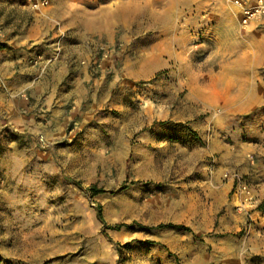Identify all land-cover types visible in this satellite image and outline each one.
<instances>
[{
  "label": "rangeland",
  "instance_id": "1",
  "mask_svg": "<svg viewBox=\"0 0 264 264\" xmlns=\"http://www.w3.org/2000/svg\"><path fill=\"white\" fill-rule=\"evenodd\" d=\"M44 1L0 0V264H264V30Z\"/></svg>",
  "mask_w": 264,
  "mask_h": 264
},
{
  "label": "built area",
  "instance_id": "2",
  "mask_svg": "<svg viewBox=\"0 0 264 264\" xmlns=\"http://www.w3.org/2000/svg\"><path fill=\"white\" fill-rule=\"evenodd\" d=\"M32 10L45 6L46 1L27 0ZM232 5L237 9L242 27H252L253 29L264 28V0H231Z\"/></svg>",
  "mask_w": 264,
  "mask_h": 264
},
{
  "label": "crops",
  "instance_id": "3",
  "mask_svg": "<svg viewBox=\"0 0 264 264\" xmlns=\"http://www.w3.org/2000/svg\"><path fill=\"white\" fill-rule=\"evenodd\" d=\"M254 0H248V2H253ZM232 4V3H231ZM232 7H233V9L234 10H237L233 5H232ZM237 14H238V17H239V19H240V16H239V13H238V11H237ZM240 21V20H239ZM256 30V29H255ZM257 30H264V28H262V29H257ZM16 62H17V59L15 58V56L14 55H11L10 57H8V59L7 58H5L4 59V67H3V71L4 72H6V73H10L11 74V72H12V67L16 64Z\"/></svg>",
  "mask_w": 264,
  "mask_h": 264
},
{
  "label": "trees",
  "instance_id": "4",
  "mask_svg": "<svg viewBox=\"0 0 264 264\" xmlns=\"http://www.w3.org/2000/svg\"><path fill=\"white\" fill-rule=\"evenodd\" d=\"M89 191L93 192L94 195L101 193V191H97L95 188H91ZM121 227L122 226H118V227H115V229L119 230Z\"/></svg>",
  "mask_w": 264,
  "mask_h": 264
}]
</instances>
